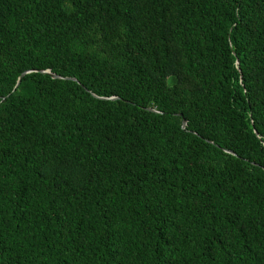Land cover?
I'll use <instances>...</instances> for the list:
<instances>
[{
	"label": "trees",
	"instance_id": "1",
	"mask_svg": "<svg viewBox=\"0 0 264 264\" xmlns=\"http://www.w3.org/2000/svg\"><path fill=\"white\" fill-rule=\"evenodd\" d=\"M0 264H264V0H0Z\"/></svg>",
	"mask_w": 264,
	"mask_h": 264
},
{
	"label": "water",
	"instance_id": "2",
	"mask_svg": "<svg viewBox=\"0 0 264 264\" xmlns=\"http://www.w3.org/2000/svg\"><path fill=\"white\" fill-rule=\"evenodd\" d=\"M28 73H30V72H24V73L20 76V78L18 79V82H17V84H16V88L19 86L21 79H22L26 74H28ZM40 73L45 74V75H49L51 78H54V79H64V78L59 77V76H57V75H55V74H52L50 71H40ZM65 79H66V78H65ZM71 80H74V79H71ZM113 99H115V98H112V100H113ZM178 117H182V115L179 114ZM186 125H187V121L184 120V119H182V128H185ZM229 153H231V152H229ZM232 154H233V153H232Z\"/></svg>",
	"mask_w": 264,
	"mask_h": 264
}]
</instances>
